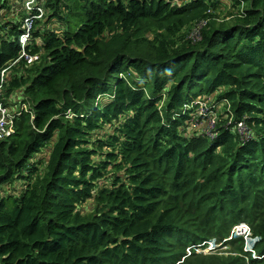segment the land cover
<instances>
[{
  "label": "trees",
  "instance_id": "16d2710c",
  "mask_svg": "<svg viewBox=\"0 0 264 264\" xmlns=\"http://www.w3.org/2000/svg\"><path fill=\"white\" fill-rule=\"evenodd\" d=\"M38 3L0 0V101L28 107L0 143V264H193L212 239L247 255L242 224L264 264V0Z\"/></svg>",
  "mask_w": 264,
  "mask_h": 264
},
{
  "label": "rangeland",
  "instance_id": "374dc122",
  "mask_svg": "<svg viewBox=\"0 0 264 264\" xmlns=\"http://www.w3.org/2000/svg\"><path fill=\"white\" fill-rule=\"evenodd\" d=\"M227 1H223L225 3ZM224 7H221L220 12L218 13L219 20L217 22H222L223 20L229 21L226 19V12L229 10H223ZM197 33V29L194 30V34ZM200 106V105H199ZM198 106V107H199ZM204 105L200 106L197 111V115L201 116L204 113ZM242 228L243 230L239 232L237 228ZM234 228L232 235H237L242 237L244 240L243 250L247 255L240 254L239 249L241 245L238 243L230 244L231 238L228 240H223L221 243L217 239H212L210 241H205L201 246L194 248L196 254L202 256L198 259H194V256H191L194 259L193 264H230L234 259L238 257L243 258V264H252V260H259V256L255 252L256 240L249 237L251 231L247 224L239 225ZM191 253V252H190ZM189 253V256L191 255Z\"/></svg>",
  "mask_w": 264,
  "mask_h": 264
},
{
  "label": "built area",
  "instance_id": "2783aa9c",
  "mask_svg": "<svg viewBox=\"0 0 264 264\" xmlns=\"http://www.w3.org/2000/svg\"><path fill=\"white\" fill-rule=\"evenodd\" d=\"M25 1V8L29 13L37 10V7L39 6L38 0H24ZM43 14L38 15L37 17L33 18H27L24 25V34L21 37L20 43L25 50V48L30 44V41L32 39V35L34 32V19L35 18H42ZM25 60L28 62V64H33L34 62L38 61V56H30L26 52H23ZM1 97V92H0ZM16 106L8 107L3 101H0V143L5 141L6 139L12 137L16 132V121L21 116L23 112L28 111V107L24 104H20L19 102H15ZM202 106L204 105V113L200 116L201 118H204L208 113V106L206 102L198 101L195 106ZM198 107V109L200 108ZM216 123L215 118L211 119V127L214 128V125ZM237 131L240 134H246L248 133V128L245 123L238 124ZM239 232H241L242 228H237Z\"/></svg>",
  "mask_w": 264,
  "mask_h": 264
}]
</instances>
